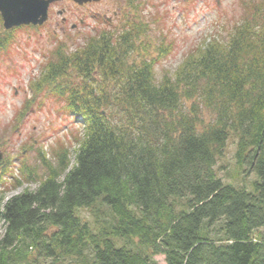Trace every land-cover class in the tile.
Returning a JSON list of instances; mask_svg holds the SVG:
<instances>
[{"label": "trees", "instance_id": "1", "mask_svg": "<svg viewBox=\"0 0 264 264\" xmlns=\"http://www.w3.org/2000/svg\"><path fill=\"white\" fill-rule=\"evenodd\" d=\"M244 4L224 39L160 79L154 67L173 41L150 38L138 11L73 51L55 38L32 101L80 118L74 164L64 146L53 164L39 157L40 177L21 163L38 185L4 204L0 264H264V0ZM230 139L250 190L216 173ZM5 175L8 159L0 184Z\"/></svg>", "mask_w": 264, "mask_h": 264}, {"label": "rangeland", "instance_id": "2", "mask_svg": "<svg viewBox=\"0 0 264 264\" xmlns=\"http://www.w3.org/2000/svg\"><path fill=\"white\" fill-rule=\"evenodd\" d=\"M254 1L258 0L144 1L138 12L149 23V37L157 41L165 35L168 41H173V50L154 67L156 78L160 79L165 72L174 73L185 55L194 49L212 39H224L228 30L243 15L242 3L250 4ZM96 11L106 17L112 16L110 11ZM120 14L122 16L123 12ZM67 18L69 22L62 25L61 16L56 14L54 7H50L49 18L44 25L35 30H14L9 48L5 47L0 51V160L8 159L11 166V175H5L4 184H0V213L11 197L24 190L33 191L37 188V183L28 182L20 175L22 162L35 167L37 177H40L44 170L39 166V157L43 156L53 164L55 154L64 146L68 152L69 167L74 164L77 146L72 134L82 130L80 118L73 121L59 109L61 104L44 96L32 101L33 85L40 79L42 65L46 63L55 45V38L67 43L69 51H73L83 45L86 36L95 35L102 30L98 23L88 17L84 26L73 21L72 14ZM73 22L78 25L77 32L70 28ZM5 36L0 21L1 40ZM234 151L235 140L230 139L224 156L217 162L216 173L224 183L250 190L255 177L243 175L237 169ZM14 179L21 184H15ZM100 210L104 211V208ZM75 214L96 228L95 219L89 210L80 209ZM3 231L0 217V238ZM153 259L158 264H165L163 256H154Z\"/></svg>", "mask_w": 264, "mask_h": 264}, {"label": "flooded vegetation", "instance_id": "3", "mask_svg": "<svg viewBox=\"0 0 264 264\" xmlns=\"http://www.w3.org/2000/svg\"><path fill=\"white\" fill-rule=\"evenodd\" d=\"M150 0H87L86 2H78V0H52L50 7L56 9V14L61 16V24L65 25L69 18L67 16L72 14L73 21H77L78 25H86L87 17L93 19L101 27L120 26L125 20V17L130 16L129 13L139 11L143 7V2ZM103 10L105 12H112L111 17H106L104 14H99L96 10ZM120 12H123L121 16ZM49 13V12H48ZM82 13V14H81ZM123 18V19H122ZM118 20V23L114 24ZM59 25V24H58ZM78 25L71 24V30L77 32Z\"/></svg>", "mask_w": 264, "mask_h": 264}, {"label": "water", "instance_id": "4", "mask_svg": "<svg viewBox=\"0 0 264 264\" xmlns=\"http://www.w3.org/2000/svg\"><path fill=\"white\" fill-rule=\"evenodd\" d=\"M87 0H78L86 2ZM52 0H0L2 26L9 30L19 26H40L47 21Z\"/></svg>", "mask_w": 264, "mask_h": 264}]
</instances>
